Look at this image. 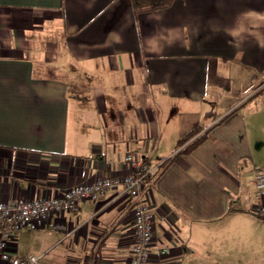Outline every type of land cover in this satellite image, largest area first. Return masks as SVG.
<instances>
[{"label":"crops","instance_id":"0c3cea01","mask_svg":"<svg viewBox=\"0 0 264 264\" xmlns=\"http://www.w3.org/2000/svg\"><path fill=\"white\" fill-rule=\"evenodd\" d=\"M198 123L143 187L148 264H264V0H0V202L164 162ZM133 208L116 187L55 212L34 264H128Z\"/></svg>","mask_w":264,"mask_h":264},{"label":"built area","instance_id":"2783aa9c","mask_svg":"<svg viewBox=\"0 0 264 264\" xmlns=\"http://www.w3.org/2000/svg\"><path fill=\"white\" fill-rule=\"evenodd\" d=\"M129 166L122 176H104L93 182L67 189L60 196L18 200L13 203L0 202V264H34L37 256H19L11 250L9 241L21 229H36L45 225L51 215L63 209L76 210L78 202L84 198H98L106 189L121 187L134 198L132 222L134 241L128 264H148L149 243L152 237L153 212L144 197L143 187L147 186L158 173L159 163L134 157L131 153L124 156ZM255 195L264 197V172L257 169L254 173ZM255 214L264 219V203L255 208ZM169 252L167 246L158 250V255ZM159 264H167L161 261Z\"/></svg>","mask_w":264,"mask_h":264},{"label":"trees","instance_id":"16d2710c","mask_svg":"<svg viewBox=\"0 0 264 264\" xmlns=\"http://www.w3.org/2000/svg\"><path fill=\"white\" fill-rule=\"evenodd\" d=\"M130 1L132 4V9H133L134 13H138L140 11L154 10V9L167 7V6L171 5L174 0H130ZM227 114L228 113L221 116L219 120H223V118H225L227 116ZM209 115H210V112H209ZM211 127L212 126H209L207 129H203V125L201 123H198V124L194 125L192 128H190L188 131H186L177 140L176 148H178V149L174 153V155L171 158L166 159L164 162L159 163L158 172L161 170V168L163 167V165L165 163L166 164L169 163L170 161H172L175 157H177L180 154L190 152L200 142L204 141L207 137L208 130Z\"/></svg>","mask_w":264,"mask_h":264},{"label":"rangeland","instance_id":"374dc122","mask_svg":"<svg viewBox=\"0 0 264 264\" xmlns=\"http://www.w3.org/2000/svg\"><path fill=\"white\" fill-rule=\"evenodd\" d=\"M39 228L21 229L17 231L9 241L11 250L17 255L26 257L29 254H38Z\"/></svg>","mask_w":264,"mask_h":264}]
</instances>
